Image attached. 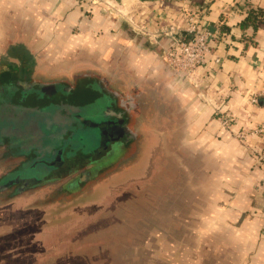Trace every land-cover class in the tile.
<instances>
[{
	"label": "crops",
	"instance_id": "1",
	"mask_svg": "<svg viewBox=\"0 0 264 264\" xmlns=\"http://www.w3.org/2000/svg\"><path fill=\"white\" fill-rule=\"evenodd\" d=\"M186 10L215 34L221 58H207L191 80L163 59L170 39L162 30L182 25ZM252 10L263 11L256 25ZM71 61L77 68L67 71L81 82L106 71L108 105L123 110L122 99L126 108L122 139L136 145L133 160L144 146H170V186L156 188L164 199L156 196L151 216L137 223V244L126 245L139 263L264 264L260 139L238 136L264 117V0H0L4 80L19 79L15 67L49 79L48 68ZM86 88L82 82L80 99L99 96ZM216 113L230 116V126ZM10 253L0 249V264Z\"/></svg>",
	"mask_w": 264,
	"mask_h": 264
},
{
	"label": "rangeland",
	"instance_id": "2",
	"mask_svg": "<svg viewBox=\"0 0 264 264\" xmlns=\"http://www.w3.org/2000/svg\"><path fill=\"white\" fill-rule=\"evenodd\" d=\"M7 61L8 59L5 62ZM76 63L71 61L66 66L50 67L49 73L44 76L71 79L67 70H76ZM3 65H0V70L2 67L7 68ZM15 69L20 82L23 81L22 79L38 77L36 72L22 73L18 67ZM105 72L99 71L96 74L102 86L112 83ZM2 81L4 76L0 73V83ZM82 82L72 83L77 84V89L80 90ZM91 86L100 88L96 80H93ZM8 88V86L0 88V142L4 144L0 145V177L6 170L1 164L7 165V162L5 164L3 161H8L4 157L7 152H10L9 155L13 154L12 158L15 161L26 160L21 164L22 168L17 174L32 175L37 178L47 168L48 162L54 158L48 154L51 145L57 146L61 160L72 150L63 142L65 139L63 136L66 137L68 130L65 129L66 125L78 126L80 129L73 126L70 128L77 133L98 132V128L92 125L91 120L82 121L78 114L83 113L75 115L73 109L66 108L67 114H64L54 106L37 112L14 105L13 102L5 100L4 96L11 91V88L10 90ZM75 100L81 99L75 98ZM70 105L79 104L73 101ZM91 109L93 106L89 102L84 107V113L88 111L91 114L89 116H92ZM62 130L64 133L61 134ZM58 140L61 142L58 143ZM134 147L132 145L131 151L124 156L120 155V151H116L115 164H119V169L125 168L124 171L105 177L98 184L89 187V192L67 199L61 204V208L55 207V204L44 203L45 201L41 200L43 191L34 195L14 197L11 201L0 205V233L4 235L0 239V249L13 251L10 253L13 256L4 258L6 263L76 264L77 260L81 261L80 264H119L120 262V264H140L138 253L132 248L128 251L126 245L129 242L132 245L137 244L138 234L136 232L135 237L133 234L138 228L139 218L144 215L151 216L153 208H149V205H155L156 196L159 200L164 199V193H156V188L170 186L171 172L175 167L174 161L166 152L170 146L162 148L148 145L144 146L140 161L136 162V159H132L126 169L129 159L127 155L134 153ZM86 153L90 155L91 151L88 150ZM144 154L146 166L142 160ZM83 159L79 158L76 164L81 166ZM41 170L43 171L40 172ZM13 174L6 175L5 178ZM164 227L170 228V226Z\"/></svg>",
	"mask_w": 264,
	"mask_h": 264
},
{
	"label": "flooded vegetation",
	"instance_id": "3",
	"mask_svg": "<svg viewBox=\"0 0 264 264\" xmlns=\"http://www.w3.org/2000/svg\"><path fill=\"white\" fill-rule=\"evenodd\" d=\"M69 77H72V80L67 77L49 79L31 77L30 79H22L23 81L21 82L19 79H7L0 83V88H3L4 86H8L9 90L11 88L10 93H6L7 95L4 96L5 100L7 99L9 102H13L14 105L17 104L23 109L37 112L45 111L54 106L64 114H67L66 108L73 109L75 115H77L78 113H81L82 109L86 107V104L90 102L93 109L96 110L98 107L100 113L97 116L103 117L105 119L104 121H106L103 125L104 129L100 130L103 131V133L101 135L98 134V141L100 143L96 145V142H94V147L91 149L92 151L90 155H87L88 153H86V149L84 154L79 151L76 153L74 160L69 161H67L68 156H66V154L65 158L61 160L60 153L57 151V146L51 145L48 154L51 155V158H54L51 159L48 164L46 163L47 168L45 170L43 168L44 171L41 170L40 172H43L40 176H37V178L32 175L23 176L22 174H17L22 168L21 164L26 160L18 159L15 161V159L12 158L13 154L9 155L8 153L10 152H7V155L4 157L7 158L8 161L3 160L5 164L7 162V165H4L3 163L1 164V166L6 167V170L0 177V196H11L12 193L25 195L29 192L34 193L43 191V193L49 192V197H52L54 196L53 192L56 191L64 198L70 197L73 194L78 195L87 191L89 192V187L96 183L98 184V182L105 179V177L114 176L121 170L124 171L125 168L119 169V164H115L116 151H120V155L122 154L121 156H124L126 153L128 154L130 152L128 148L132 146L131 144L125 145L122 139L125 130L124 124L126 122L124 121L126 118V113H124L126 108L123 105V100L120 99L118 105L122 106L121 108L124 109L114 111L108 105L107 99L109 96H106L105 94V91L106 89L108 90V88L100 85L99 89L96 87L95 89L91 86L93 80L86 83V89L89 88L96 90L97 92H95L99 93V96L98 94L97 96L96 94L92 95L85 99L86 101L82 99L79 101L75 100V98H80L78 97L79 89H77V84L72 82H81V78L75 73L71 74ZM78 78H80V80ZM96 82L99 83L100 81L96 80ZM15 100L19 102H16ZM73 101L77 102L79 105H70ZM129 106H127V108ZM83 116V114H78V117ZM71 126L78 128L75 124H72L69 127L66 125L65 129L68 128L69 132L67 130L66 137L63 136V138H65L63 139V142L66 143L68 147L76 145L80 146L78 142L76 143V141L73 140V134L70 130ZM62 133H64L63 130L61 131V134ZM59 142H61V140H58V143ZM0 145H4L3 142H0ZM134 146L136 147V145ZM137 152L138 150L135 148L134 153L136 157ZM127 156L129 159L127 161L128 163H126L128 164L126 169H128L129 163L132 162V158H130L131 155ZM79 158H84L81 166L76 164ZM36 169L39 172L38 166ZM9 174L13 175L5 178V176H9Z\"/></svg>",
	"mask_w": 264,
	"mask_h": 264
},
{
	"label": "built area",
	"instance_id": "4",
	"mask_svg": "<svg viewBox=\"0 0 264 264\" xmlns=\"http://www.w3.org/2000/svg\"><path fill=\"white\" fill-rule=\"evenodd\" d=\"M184 15L182 25L170 22L162 30L163 34L170 39L169 44L163 48V59L176 73L191 80L196 69L202 67L207 58L212 57L216 63L220 62L221 58L213 50L215 34L201 24L197 12L186 10ZM250 102L256 104V97L252 96ZM216 114L219 115L222 126H230L232 120L230 116ZM248 134H256L260 139V146L254 150L256 160L264 170V117L255 127L238 132L241 138Z\"/></svg>",
	"mask_w": 264,
	"mask_h": 264
},
{
	"label": "water",
	"instance_id": "5",
	"mask_svg": "<svg viewBox=\"0 0 264 264\" xmlns=\"http://www.w3.org/2000/svg\"><path fill=\"white\" fill-rule=\"evenodd\" d=\"M91 110H93V114H92V116H89V115H91L90 112L85 111V113H84V108H83L82 112H83L84 116L81 117V120L85 121V122H87V119L91 120L92 125H94L95 127L98 128V132L96 134H94V133L87 134V133H77V131L71 130V133L73 134V140H75L76 143L78 142V144L80 146L76 145V146L71 147L72 150H70L68 153V160L67 161L74 160L76 153H78L79 151L82 154H84L86 149L89 151H92L91 149H93V147H94V142H96V145L100 143L98 141V134L101 135L103 133V131H100V130L104 129L103 125H104V123H106V121H104L105 119L103 117L97 116L100 113L98 111V107L96 108V110L95 109H91ZM93 116L95 118H93ZM74 128H77V127H74ZM78 129H79V127H78ZM108 134H109V132H108ZM87 150H86V152H87Z\"/></svg>",
	"mask_w": 264,
	"mask_h": 264
},
{
	"label": "trees",
	"instance_id": "6",
	"mask_svg": "<svg viewBox=\"0 0 264 264\" xmlns=\"http://www.w3.org/2000/svg\"><path fill=\"white\" fill-rule=\"evenodd\" d=\"M250 14L252 16L251 19H253V25H256L258 23V21H260L263 18V11H260V10H252ZM37 193H39V192H34V193L33 192H29V193H27L25 195L12 193L11 196H6V197L1 195L0 196V205H3L5 203L11 201L14 197L26 196V195H34V194H37ZM53 193H54L53 194L54 196L49 197V192L48 193L44 192L43 195H42V199L41 200L45 201L44 203H48V204H52V205L55 204V207H57V208H61V204H63L65 202V200H67V198H70V197L72 198V197H76L77 196L76 194H73L70 197H65L64 198L61 194H58L56 191H54Z\"/></svg>",
	"mask_w": 264,
	"mask_h": 264
}]
</instances>
